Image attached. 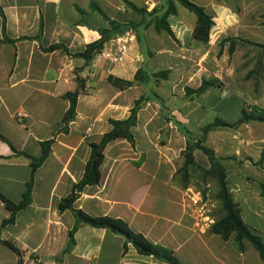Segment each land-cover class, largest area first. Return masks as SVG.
<instances>
[{"label":"crops","instance_id":"crops-1","mask_svg":"<svg viewBox=\"0 0 264 264\" xmlns=\"http://www.w3.org/2000/svg\"><path fill=\"white\" fill-rule=\"evenodd\" d=\"M190 1L212 15L206 43L192 38L196 16L179 15L177 1L176 13L166 18L172 37L157 32L148 14L152 9L161 14L167 0H0V133L34 157L41 154L40 142L53 139L33 173L30 203L0 231L1 239L14 241L22 250V262L0 243V264H169L139 253L130 242L124 247V237L107 228L87 224L76 228L72 248L61 256L75 217L68 208L59 210L58 203L82 177L88 143L99 142L111 128L109 119L128 117L134 101L152 93L156 95L141 105L131 127L134 144L117 138L105 146L101 179L83 187L74 208L92 216L122 218L150 242L172 250L181 264H264L249 240L243 239L240 249L235 233L224 239L210 231L219 217L214 219L202 201H194L201 195L207 199V193L184 185L177 172L186 145L179 127L196 138L216 117L232 123L243 106L264 109V104L242 99L244 89L255 95L259 90L262 60L256 44L264 43V0ZM133 5L146 11L145 17ZM103 13L122 24H137L127 51L116 62L97 53L87 61L71 55L99 39V29L109 28ZM226 38H235L232 53ZM52 44L67 51L48 49ZM139 67L148 75L160 70L168 74L158 81L150 76L126 89L106 79L114 75L132 80ZM76 75L85 86L77 97L75 118L63 132L61 119L69 101L62 95L76 89ZM213 78L220 87L184 98L186 86L197 88L203 79ZM228 113L234 114L232 119ZM261 123L216 127L205 142L223 158L227 190L243 222L264 244ZM193 156L209 168L201 150L195 149ZM29 178V161L0 139V193L19 202ZM10 214L0 198V226Z\"/></svg>","mask_w":264,"mask_h":264},{"label":"trees","instance_id":"trees-1","mask_svg":"<svg viewBox=\"0 0 264 264\" xmlns=\"http://www.w3.org/2000/svg\"><path fill=\"white\" fill-rule=\"evenodd\" d=\"M174 1H177L182 6L187 8L189 11L193 12L196 16V24L192 31V38L203 43H206L209 38V30L213 25L212 15L208 13L203 6L198 5L190 0H167V5L165 10L158 14L156 9H152L148 14L153 15L151 19L154 25V29L157 32L164 31L173 37V33L166 21V18L169 14L176 13V6ZM135 10L140 12L143 17L147 14L146 11H142L140 8H137L133 5ZM103 16L107 18L109 22V28L99 29L100 38L87 44L85 49L81 52L72 53L71 55L75 57H82L86 61L91 59L94 54H96L103 47V44L108 39L114 37L117 34H122L128 29H132L135 34V27L137 24L133 22L127 23H119L115 20H110L104 13ZM240 39V38H237ZM225 40L229 41L228 51L232 53L234 50L235 38H226ZM256 46L264 47V43L256 44ZM63 48L67 51L65 47H62L58 44H52L48 47V49H56ZM149 53V51H146ZM168 74V70H160L148 75L142 67H139L132 80L122 79L120 77L114 75H108L107 81L113 86L119 89H126L132 86L135 83H144L148 80L150 76L154 77L155 80H160L166 78ZM75 80L77 83V87L73 91L65 92L62 96L67 98L69 101V106L63 117L62 128L61 131H67L69 123L75 118V109H76V101L78 94L84 89V80L81 79L78 75L75 76ZM210 86L220 87L221 82L217 78L213 79H203L200 86L197 88H191L186 86L184 88V98L185 99H193L194 96L202 93ZM155 93H152L150 97L141 96L134 101L133 106L130 109V113L128 117L124 119H109V123L111 125L110 130L105 132L101 137L99 142H89L88 145L90 147V152L88 159L85 164L84 172L79 181L74 183L72 190L65 197L61 198L58 203V209H70L72 210L75 223L68 232V240L67 243L61 253V256L68 252L73 244L74 239L73 235L76 228L80 224H87L93 227L107 228L112 232L119 234L124 237V247L127 242H130L136 250L144 255H152L153 257L167 262L169 264H181L176 257L174 256L172 250L168 249L159 244H154L146 239L141 233L134 231L128 223L119 217H112L108 215L102 216H92L87 214L81 209H75L73 206L74 201L78 198L80 192L83 187L86 185L98 184L101 179L100 165L103 161L104 157V149L105 146L112 140L117 138H125L131 145L134 144V139L131 133V127L135 125L137 118V111L148 99L153 98ZM168 118V116H167ZM249 120H257L264 123V109H258L256 106H243L240 111L239 118L232 122L228 123L216 117L212 122H209L201 127V135L199 137H192L189 132L184 127H179L181 132L186 137V145L184 150L181 152L183 156V163L177 169V172L181 174L182 181L184 185L188 184L189 177L191 171L194 169H199L200 177L205 178L207 176H212L216 179L218 184L217 197L221 201V205L224 209V215L214 220L212 225L210 226V231L216 234H220L222 238L227 239L232 233H235L234 240L240 249L243 248L242 240L247 239L251 242L254 248L258 251L260 257L264 262V244L260 235H258L252 228H250L247 224L243 222L240 216V210L235 203L226 187V179L224 167L221 163L222 157L216 156L214 150L205 145V139L207 133L216 128V127H229L234 128L243 122H247ZM0 139L6 141L16 156H22L29 161L30 164V178L26 185V190L23 195V198L15 203L8 198H6L3 194L0 193L1 200L5 203V206L10 210V216L1 222L0 231L2 226L7 223H10L14 220L15 213L26 207L30 201V191L32 186V178L35 169L43 162V160L48 155L50 145L53 142V139H48L46 141L40 142L41 145V154L37 157L29 155L28 153L17 150L1 133ZM195 149L201 150L209 160V168L205 169L200 167L193 156V151ZM264 158V149L261 151V160ZM204 193V192H203ZM262 195L264 196V184L262 186ZM0 243L9 247L16 254L18 258V262H22V250L17 246V244L12 240H3L0 238ZM35 260H41L37 255H32ZM58 260V257L56 258ZM60 260V259H59Z\"/></svg>","mask_w":264,"mask_h":264},{"label":"rangeland","instance_id":"rangeland-1","mask_svg":"<svg viewBox=\"0 0 264 264\" xmlns=\"http://www.w3.org/2000/svg\"><path fill=\"white\" fill-rule=\"evenodd\" d=\"M176 5H177L178 10H179V15L184 14L186 16H189V17L192 16L195 18V15L193 12L189 11L187 8L183 7L179 3H176ZM259 52H260V56H261V60H262V63H261L262 67H261L260 81L257 80V84H256V86H259L258 93L255 95V93L251 94V93H248V91H246L245 89H244V91L241 88L240 89L243 92H245V95L242 96L243 101L250 102V103L257 102L258 104H260L262 106L264 104L263 103L264 101H262L264 99V47H260ZM238 80L239 79L237 78V81ZM237 85H238V82H236V86ZM238 114H239V112H238ZM226 116H228L230 119H232L234 114L228 113V115H226ZM262 125H264V124H262ZM204 144L209 146L207 144V142H204ZM196 163L200 167H202V165L200 164V161L199 162L196 161ZM189 183L192 184L193 189L207 193V195H208L207 199L208 200L205 198H202V202L204 203V207L209 208L208 213L211 214V216H213L214 219L217 217H220V215L223 213L224 209L221 205L220 199L217 197L216 190L218 189V184H217L216 179L212 176H207L205 178H202V177H200L199 169H197V170L194 169L190 173L188 184Z\"/></svg>","mask_w":264,"mask_h":264},{"label":"built area","instance_id":"built-area-1","mask_svg":"<svg viewBox=\"0 0 264 264\" xmlns=\"http://www.w3.org/2000/svg\"><path fill=\"white\" fill-rule=\"evenodd\" d=\"M134 34L135 32L132 29H128L124 33L117 34L114 37L108 39V41L103 45L100 51L97 52V57L102 56L110 61H118L121 56L127 51L129 43ZM17 116L22 117V112H18ZM199 197L194 201H202V195L200 197L201 199Z\"/></svg>","mask_w":264,"mask_h":264}]
</instances>
